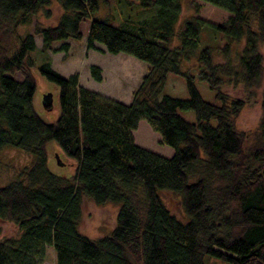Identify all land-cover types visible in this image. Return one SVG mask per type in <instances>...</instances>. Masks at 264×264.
Listing matches in <instances>:
<instances>
[{
	"label": "trees",
	"instance_id": "16d2710c",
	"mask_svg": "<svg viewBox=\"0 0 264 264\" xmlns=\"http://www.w3.org/2000/svg\"><path fill=\"white\" fill-rule=\"evenodd\" d=\"M137 1L158 9L113 24L93 17L99 0H57L63 8L58 23L35 26L46 50L56 41L81 40L80 24L91 19L89 48L100 43L148 64L127 104L82 86L77 72L66 77L49 60L36 63L34 33L17 28L52 0H0V152L11 146L33 156L0 185V220L20 229L18 237L0 242V264H41L48 246L56 264H211L207 256L264 264V91L260 125L246 142L235 123L246 101L223 90L227 83L252 88L262 81L264 0H203L229 11V19L214 23L194 15L178 28L182 0ZM204 30L220 34L222 61L210 45L200 47ZM232 44H242L235 63ZM60 49L68 51V43ZM192 55L200 62L197 74L182 68ZM34 68L58 87L61 115L54 122L34 108ZM17 72L21 79L13 76ZM90 73L103 80L101 67L90 65ZM170 74L183 78L187 97L162 93ZM196 78L208 83L215 101L202 96ZM181 110H192L195 119ZM141 118L159 132L161 144L173 147L171 157L135 142ZM50 140L78 162L73 176L50 168ZM164 190L181 195L185 220L164 203ZM83 197L119 204L107 235L81 233Z\"/></svg>",
	"mask_w": 264,
	"mask_h": 264
},
{
	"label": "rangeland",
	"instance_id": "374dc122",
	"mask_svg": "<svg viewBox=\"0 0 264 264\" xmlns=\"http://www.w3.org/2000/svg\"><path fill=\"white\" fill-rule=\"evenodd\" d=\"M195 7H194V5ZM158 5L155 4L149 7H142L137 0H99V8L93 12V17L96 19H111L113 24H121L124 20H139L145 17H150L155 14ZM182 13L177 23V28L182 25L184 20L190 16H199L204 20H209L214 23L223 22L229 19L230 12L216 7L203 0H182ZM49 13V15H47ZM63 13L62 6L57 0H52L49 6L44 7L36 15L29 16V22L21 23L18 32L22 35L26 33H34L36 39V50L32 52V56L37 64L49 60L52 68L58 70L63 76L73 75L75 72L79 74L80 84L91 88L94 91L105 95L104 93H114V95L124 103L132 100L133 93L137 90L142 77L147 71V66L144 61L135 58L132 55L122 52L112 54L106 50V46L100 43H95L96 48L91 49L87 46V34L91 19L82 20L81 40L67 39L53 42L51 49H42L43 39L35 34L36 25H56ZM220 34H214L210 30H204L201 35L200 47L211 46L213 56L216 61H222L224 58L219 55V47L224 44L220 40ZM67 42L68 51L61 50L62 43ZM180 44L178 37L174 38L173 45ZM242 44L231 45V57L233 63L235 60V52L241 50ZM237 49V51H236ZM264 59V45L261 47ZM90 65H97L102 68L103 82L96 81L90 73ZM200 65L197 55H192L189 59L182 60L183 70H191L197 74V69ZM37 85L33 96V104L35 110L39 113L42 119L46 122H54L61 115V107L59 100V90L55 83L47 80L39 71L34 68ZM17 79H21L19 72L13 75ZM259 86L246 88L244 86H233L228 83L223 87L231 99L241 98L246 101V105L240 111V115L236 118L235 123L239 131L247 133L246 142L253 141V137L260 125L262 116L261 99L264 91V75ZM101 82V83H99ZM196 83L199 92L208 101H215V92L209 88L208 83L203 79L196 78ZM100 90V91H99ZM51 92L53 95L52 106L47 108L44 105V95ZM163 94L173 95L177 97H187L186 83L179 75L170 74L162 90ZM107 97V95H105ZM109 97V96H108ZM111 98V97H110ZM114 99V98H113ZM180 114L184 115L189 120L195 119L193 111L181 110ZM133 139L139 146L153 150L166 157H171L174 153L173 147L161 144L159 132L155 131L148 121L141 118L138 122L137 129L133 131ZM48 164L50 168L59 174L71 177L75 174L77 161L63 152L58 142L54 140L48 141ZM33 156L27 151L18 147L6 146L0 152V185H5L11 179L16 178L17 172L30 164ZM61 160L62 163H59ZM161 198L166 203L167 207L181 220L186 219L184 209L182 207L181 195L177 192L169 190L161 191ZM82 213L79 222L81 233L90 238H99L107 235L116 225L119 204L116 202H106L98 205L92 199L83 197ZM0 242H6L10 237H18L20 229L7 220H0ZM205 261L211 264H227L225 261L216 259L213 256L205 257ZM41 264H56V254L52 246L47 247V252Z\"/></svg>",
	"mask_w": 264,
	"mask_h": 264
},
{
	"label": "water",
	"instance_id": "95a60500",
	"mask_svg": "<svg viewBox=\"0 0 264 264\" xmlns=\"http://www.w3.org/2000/svg\"><path fill=\"white\" fill-rule=\"evenodd\" d=\"M52 98H53V95L51 92H48L44 95L43 101H44V105L47 108H50L52 106V103H53Z\"/></svg>",
	"mask_w": 264,
	"mask_h": 264
},
{
	"label": "crops",
	"instance_id": "0c3cea01",
	"mask_svg": "<svg viewBox=\"0 0 264 264\" xmlns=\"http://www.w3.org/2000/svg\"><path fill=\"white\" fill-rule=\"evenodd\" d=\"M101 82H103V81H101ZM101 82H99V83H101ZM100 91V90H99ZM105 95H107V96H109V97H111V98H114V99H118V100H120V98H118V97H116L115 95H114V93H109V92H107L106 91V93H104ZM121 101V100H120Z\"/></svg>",
	"mask_w": 264,
	"mask_h": 264
}]
</instances>
